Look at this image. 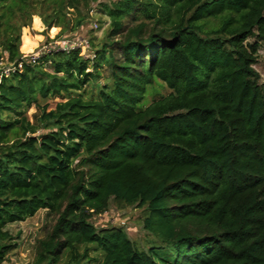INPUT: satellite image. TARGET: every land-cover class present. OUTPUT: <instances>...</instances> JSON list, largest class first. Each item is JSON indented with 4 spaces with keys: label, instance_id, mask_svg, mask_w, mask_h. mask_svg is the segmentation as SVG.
I'll return each mask as SVG.
<instances>
[{
    "label": "trees",
    "instance_id": "trees-1",
    "mask_svg": "<svg viewBox=\"0 0 264 264\" xmlns=\"http://www.w3.org/2000/svg\"><path fill=\"white\" fill-rule=\"evenodd\" d=\"M94 2L0 0V264L39 211L29 264H264V0H117L90 55L22 58L41 39L25 27L57 41ZM111 201L144 208L147 250L90 222Z\"/></svg>",
    "mask_w": 264,
    "mask_h": 264
},
{
    "label": "rangeland",
    "instance_id": "rangeland-1",
    "mask_svg": "<svg viewBox=\"0 0 264 264\" xmlns=\"http://www.w3.org/2000/svg\"><path fill=\"white\" fill-rule=\"evenodd\" d=\"M116 1L117 0H96V2L91 5L89 18L86 24L73 33L63 35L59 40L74 38L87 41L89 48L84 53H86L87 56L90 55L92 53L90 47H92V45L99 46L104 43L106 41L105 35L110 28V18L107 16L106 12H104L105 10L102 6H108L110 3ZM25 28L30 37H41L36 45L29 51H20V53L23 55H30L32 53L38 52L43 46L46 45L45 37L39 34L43 30V25L41 23V27L37 29L33 26V23H31L30 27ZM3 67L5 71L7 68L5 66ZM254 68L260 75V83H264V44L259 48L257 64L254 66ZM107 75L108 68L104 67L99 80L100 85L105 83L104 78ZM161 84L162 83L158 81L154 88L148 89L143 101L139 105V108H145L154 101L159 100L161 97L166 96L169 93L168 88ZM79 93L85 100L95 99L97 97V88L92 87L89 84ZM60 101V99L49 101L48 110L54 109L56 103ZM37 114L36 108L31 107L28 111V117L30 121L33 122ZM144 217V208H138L136 206L117 207L111 201L109 211L104 214L103 217H92L90 222L97 229H99L101 226H104V224L108 226L122 227L126 231L129 239L139 249L147 250L148 247L153 243L154 238L149 235L142 227V220ZM48 227L49 223L46 220L44 211H39L33 217L28 218L23 222L9 225L8 229L12 235L19 237V246L8 256V259L4 264H29L33 258L32 245L34 241L42 238L46 234Z\"/></svg>",
    "mask_w": 264,
    "mask_h": 264
},
{
    "label": "built area",
    "instance_id": "built-area-1",
    "mask_svg": "<svg viewBox=\"0 0 264 264\" xmlns=\"http://www.w3.org/2000/svg\"><path fill=\"white\" fill-rule=\"evenodd\" d=\"M89 44L87 41H83L82 39H63L53 41L51 43H47L43 46L38 52L32 53L30 55H23V59H28L30 62H35L41 55L48 53L50 51H63L70 52L74 50H79L81 56H86L84 53L88 50ZM83 51V52H82ZM10 69H6L4 72L7 75Z\"/></svg>",
    "mask_w": 264,
    "mask_h": 264
},
{
    "label": "crops",
    "instance_id": "crops-1",
    "mask_svg": "<svg viewBox=\"0 0 264 264\" xmlns=\"http://www.w3.org/2000/svg\"><path fill=\"white\" fill-rule=\"evenodd\" d=\"M38 19V18H37Z\"/></svg>",
    "mask_w": 264,
    "mask_h": 264
}]
</instances>
